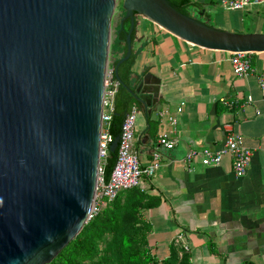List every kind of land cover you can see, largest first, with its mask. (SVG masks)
<instances>
[{"label":"water","instance_id":"water-1","mask_svg":"<svg viewBox=\"0 0 264 264\" xmlns=\"http://www.w3.org/2000/svg\"><path fill=\"white\" fill-rule=\"evenodd\" d=\"M136 14L196 46L264 52V32L218 30L169 0H0V264H49L91 219L112 44L129 20L118 78Z\"/></svg>","mask_w":264,"mask_h":264},{"label":"crops","instance_id":"crops-1","mask_svg":"<svg viewBox=\"0 0 264 264\" xmlns=\"http://www.w3.org/2000/svg\"><path fill=\"white\" fill-rule=\"evenodd\" d=\"M190 1V15L204 16L199 20L205 23L215 13L216 20L233 26L222 30L264 32V5L231 10L221 0ZM138 21L133 77L152 101L138 110L134 145L143 166L155 151L161 154L160 168L140 187L151 196L142 213L148 247L160 260L182 244L191 264H264V93L257 74L237 76L230 52L196 46L142 16ZM252 59L264 70V52ZM146 110L159 120L156 135L149 132ZM232 133L253 151L245 176H236L228 154L216 166L185 162L189 149L221 150ZM163 134L176 139L174 148L160 146Z\"/></svg>","mask_w":264,"mask_h":264},{"label":"trees","instance_id":"trees-1","mask_svg":"<svg viewBox=\"0 0 264 264\" xmlns=\"http://www.w3.org/2000/svg\"><path fill=\"white\" fill-rule=\"evenodd\" d=\"M170 3L184 14L190 15V0H169ZM124 11L122 16L124 15ZM132 34L134 42L137 34V24ZM130 29V21L125 22V29L121 30L120 22L116 28V36L112 44L113 52H121L122 56L114 60L110 67L114 71V79L119 82L114 98V111L111 114L109 132L114 139L119 137L122 131L123 122L127 114L133 109H145L147 103H151L152 97L142 92L140 83L133 77V67L138 51L133 48L131 57L120 64L118 68V78L115 74L117 63L127 53V32ZM147 120L150 125L149 132L156 135L159 120L152 119L146 110ZM118 150L112 152L103 161V176L109 180L117 159ZM130 194L129 200L126 196ZM151 196L144 192L140 187L122 193L116 200L109 203L101 211L95 214L85 225L83 230L74 238L49 264H83L85 261H92L98 254L95 240L101 239L108 230H120L119 240L114 245L115 259H119L122 264H191V253L182 244L176 249L172 247V254L164 260L158 259L148 247V225L144 222L143 211L150 206ZM128 200V201H127ZM124 211V212H123ZM126 214L128 224L140 223L141 228L134 236L128 229L127 223L123 220ZM123 221L126 225H123ZM135 230H133L134 234ZM142 241L136 245L137 239ZM176 243V242H175ZM109 257L105 256L104 263L107 264ZM114 260V259H113ZM176 260V261H175ZM95 263V262H94ZM100 264V263H95Z\"/></svg>","mask_w":264,"mask_h":264},{"label":"built area","instance_id":"built-area-1","mask_svg":"<svg viewBox=\"0 0 264 264\" xmlns=\"http://www.w3.org/2000/svg\"><path fill=\"white\" fill-rule=\"evenodd\" d=\"M220 3L227 9L246 10L253 5H264V0H221ZM252 54L251 52L231 53L233 71L237 76L257 74L258 83L264 93V70L259 71L254 67ZM118 85L119 82L114 79V71L110 69L109 82L104 99L103 127L100 137L101 165L92 217L109 203L116 200L122 193L141 187L143 178L154 176L161 166V154L158 151L153 153V159L150 164L142 165L140 155L134 145L138 109L133 108L123 122L122 131L119 135L120 141L117 147L116 163L109 180H105L102 163L110 155V147L115 140L109 132V125L111 114L114 111V98ZM230 105L240 107L239 103L234 104L231 102ZM181 110V108L178 109L179 112ZM169 120L172 124L177 123L175 115H170ZM158 142L160 146L172 149L176 144V139L163 134ZM226 154L231 155L233 159V169L236 176H245L252 161L253 151L244 145L240 134L232 133L228 135L226 144L221 150L191 148L186 153L184 160L188 164L199 162L203 166L209 167L219 165ZM184 247L188 250V246Z\"/></svg>","mask_w":264,"mask_h":264},{"label":"rangeland","instance_id":"rangeland-1","mask_svg":"<svg viewBox=\"0 0 264 264\" xmlns=\"http://www.w3.org/2000/svg\"><path fill=\"white\" fill-rule=\"evenodd\" d=\"M225 13L226 12H223V14H225ZM232 14H233L232 12L227 13L228 16H231ZM195 17L197 19H201V20L205 21V17L202 15L200 16L198 13L196 14ZM216 19L217 18H216L215 13H214L212 16V19L208 20L207 23H209V25L213 26L214 28H216L218 30L233 28V26H230V25L227 26L222 21H218ZM223 31H225V30H223ZM227 32H229V31H227ZM232 33H237V32H232ZM247 33H249V32H247ZM121 56H122L121 52L111 51V58H110L111 65L113 64V62L116 58L121 57ZM129 196H130V194H128L126 196V199L128 198V200H129ZM127 218L128 217H126V214L124 213L123 220L128 224ZM124 221H123V225H126ZM127 227L129 230H131V234L136 236L135 234L138 231H140L141 225H140V223H133V224H131V227L129 226V224L127 225ZM133 230H135L134 234H133ZM119 231L120 230H108L101 239L95 240L96 245H97L98 254L92 261H85V262H83V264H95V263L105 264L104 263L105 256H108L110 259L107 264H122L119 261V259H117V260L115 259V250H114V245L117 244V242L119 240ZM140 241H142L141 237L139 240L137 239V241H136L135 246L138 249H140V245L138 244V243H140Z\"/></svg>","mask_w":264,"mask_h":264},{"label":"bare ground","instance_id":"bare-ground-1","mask_svg":"<svg viewBox=\"0 0 264 264\" xmlns=\"http://www.w3.org/2000/svg\"><path fill=\"white\" fill-rule=\"evenodd\" d=\"M243 101V100H242ZM176 261V260H175Z\"/></svg>","mask_w":264,"mask_h":264}]
</instances>
